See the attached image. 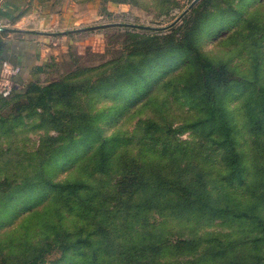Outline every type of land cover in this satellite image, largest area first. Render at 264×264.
Returning <instances> with one entry per match:
<instances>
[{
	"label": "rangeland",
	"instance_id": "obj_1",
	"mask_svg": "<svg viewBox=\"0 0 264 264\" xmlns=\"http://www.w3.org/2000/svg\"><path fill=\"white\" fill-rule=\"evenodd\" d=\"M193 1L70 0L77 10L90 7L93 18L80 25L84 29L79 31L76 45L67 50L50 49L45 70L35 81L41 86L60 83L65 98L49 104L40 121L45 126L25 125L18 135L11 134L9 142L1 143L5 150L0 153V264L35 259L49 237L69 235L75 240V212L62 205V195L48 188L74 178H88L96 188L94 203L103 217L90 215L89 221H99L106 236L97 239L104 250L101 264L134 262L127 254L145 233L162 235L172 244L204 237L205 244L197 253L206 263H213L212 253L223 251L218 246L228 245L225 259L222 256L213 264L254 257L264 264V245L255 243L263 233L255 231L253 224L227 218L210 220L198 211L194 218L180 219L169 210H153L145 217L137 209L138 200H130L117 187L121 179L115 171L91 173L95 162L87 161L99 142L112 137L118 139L116 153L135 156L139 140H144L140 131L144 123L178 129L195 120L196 111L188 108L178 93L184 84L194 86L197 80L193 48H183L190 43L231 74L234 82L225 104L226 116L233 125L235 152L240 154L246 172L241 186L228 188L223 180L221 150L191 130L168 139L188 157L168 168L174 177L179 175L178 166L187 165L192 153L196 169L187 179L195 177L199 183L198 178L204 175L216 205L255 213L264 220V120L259 134L254 135L246 111L249 104L257 109V117L262 116L264 0H199L190 7ZM3 105L4 115L17 109L16 104ZM50 137L63 141L52 142ZM158 165L154 162L149 167ZM121 168L125 169L118 163L114 170ZM47 178L50 182L46 184L42 179ZM137 219L145 220L146 226H135ZM73 239L65 240L72 243ZM90 251L64 254L56 250L44 256L45 264H86ZM162 252L166 256L157 264L170 262L167 254L173 250ZM180 253L176 264L193 263L198 255L189 254L188 249Z\"/></svg>",
	"mask_w": 264,
	"mask_h": 264
},
{
	"label": "trees",
	"instance_id": "obj_2",
	"mask_svg": "<svg viewBox=\"0 0 264 264\" xmlns=\"http://www.w3.org/2000/svg\"><path fill=\"white\" fill-rule=\"evenodd\" d=\"M191 47L194 52L195 64L198 66L197 80L194 86L184 84L178 90V93L180 100L184 101L188 108L196 111L195 120L178 129L158 126L152 122L144 123L140 127L144 140H139V151L133 157L126 153L121 154L122 156L116 153V144L118 142L116 137L102 140L99 142L96 150L87 158V161L93 160L95 162L91 173L105 174L107 170L110 173L115 171L116 175H119L121 179L120 185H117V187L122 190L123 194H127L130 200L133 197L134 200H138L137 209L145 217L153 210H157L158 213L169 210L180 219L194 218L197 216L195 214L196 211L200 215L210 217V220L237 219L243 223L253 224L255 231L263 233L262 239L255 240V243L264 245V220L260 216L250 211L251 214L247 213L248 211L237 212L228 205L224 207L216 205L206 185L204 175L198 178V182L201 185L195 183V177L187 179L191 170L196 169L195 161L197 159H195L192 153H189L191 157L187 165L178 166L179 175L174 177L168 168L172 164L184 163L188 159L187 153L184 150H179V145L170 142L168 139L173 135L191 130L200 132L203 139L216 144L217 149L221 150V158L224 165L223 180L228 188L232 189L236 186H241L240 181H242L243 174L246 172L240 154L235 152L233 125L229 123L226 116L227 108L225 104L234 82L231 74L225 66L214 64L208 58L202 56L196 50L195 45L185 43L183 46L186 51H191ZM240 85H243L242 81ZM62 91L63 86L60 83L41 86L38 82H31L23 92H14L9 98L11 102L13 101L17 104L15 112L4 115L2 112L4 105L0 106V153L2 150H5L1 149V143L9 142L11 134L18 135L22 132L19 131L21 127L29 124L38 127L45 126V122L42 121L40 123V121L44 118V114L49 111V104L51 102L56 101L58 98H65ZM261 92L264 94V89ZM2 100L3 98H0V101ZM259 109L262 116L257 117L255 111L257 109L249 106V104L246 105L249 126L252 127L250 130L254 135H258L262 129L264 103L259 104ZM197 110L199 111V115L197 114ZM92 134H94V131H92ZM49 140L52 142L63 141L56 137H50ZM44 141H47V139L45 138ZM80 141L83 142L84 139ZM129 141L127 140V142ZM154 162H157L159 165L151 169L149 165ZM118 163H121V167L125 169L114 170ZM42 180L46 184L50 182L48 178ZM70 181L56 184L48 183L50 184L48 188L54 190L55 195H62L60 197L62 205L65 208L70 207L75 212L76 221L72 223L76 229L75 240L73 236L69 235L63 237L56 236V239L55 237H49L46 239V248L38 251L35 259L27 261L24 264H45L44 256L56 250L66 254L70 250L82 252L85 249H91L86 264H101L99 262L102 260V251L104 250L97 242V239L101 237L106 238V236H103L101 232L102 229L98 225L99 221H96L95 218L94 222L89 221L90 215L103 217L101 215L103 213L94 203L97 200L96 188L90 184L88 178H74ZM46 192L47 188L44 193ZM229 194L231 195V193ZM71 197L73 200H69ZM165 199L168 201L167 204H164ZM73 202L74 205L72 206ZM116 212L118 211L113 213L114 216H116ZM122 212L124 211L122 210ZM127 214L129 215V213ZM146 224L145 220L142 223L137 219L135 226H138V228L142 226L144 228ZM161 236L150 235L148 233L143 234L132 245L133 250L127 254V256L134 260V262L128 261L129 264L160 263V259L166 256V252L163 253L162 251L168 248L173 250V252H168L169 255L167 254L170 262L163 264H176L174 260L182 256L180 252L184 249H188L189 254L198 255L194 257L193 263L186 261L180 264H213L218 262V260H222V256L225 259L224 256L228 253V251L224 250L229 248L228 245L224 247L218 246L223 251L212 253L210 256L213 263H206L204 261L205 258H202L200 253H197L198 247L205 244L202 241L204 237H194L188 241L172 244L171 242L164 241L163 236ZM66 238H72L73 242L67 243ZM80 256L82 257V255ZM183 256H186V254ZM230 264H259V260H256L255 257L253 260L238 258V261L232 259Z\"/></svg>",
	"mask_w": 264,
	"mask_h": 264
},
{
	"label": "crops",
	"instance_id": "obj_3",
	"mask_svg": "<svg viewBox=\"0 0 264 264\" xmlns=\"http://www.w3.org/2000/svg\"><path fill=\"white\" fill-rule=\"evenodd\" d=\"M75 6L70 0H0V59L20 68L15 92L38 81L50 49L76 45L84 29L80 25L93 17L90 7L77 10ZM3 103L15 104L10 98L0 101V106Z\"/></svg>",
	"mask_w": 264,
	"mask_h": 264
},
{
	"label": "built area",
	"instance_id": "obj_4",
	"mask_svg": "<svg viewBox=\"0 0 264 264\" xmlns=\"http://www.w3.org/2000/svg\"><path fill=\"white\" fill-rule=\"evenodd\" d=\"M20 68L9 62H4L0 71V98H9L17 89L16 77Z\"/></svg>",
	"mask_w": 264,
	"mask_h": 264
},
{
	"label": "water",
	"instance_id": "obj_5",
	"mask_svg": "<svg viewBox=\"0 0 264 264\" xmlns=\"http://www.w3.org/2000/svg\"><path fill=\"white\" fill-rule=\"evenodd\" d=\"M199 0H194L193 2H192V4L190 5V7H192L196 2H198ZM0 47H1V44H0ZM4 62H9V63H11L8 59H6V58H1L0 59V71H1V68H2V66H3V63Z\"/></svg>",
	"mask_w": 264,
	"mask_h": 264
}]
</instances>
